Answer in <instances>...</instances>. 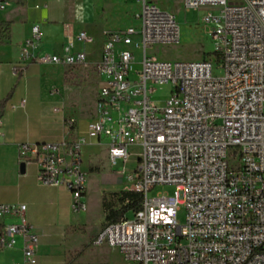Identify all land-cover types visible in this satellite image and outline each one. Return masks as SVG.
I'll use <instances>...</instances> for the list:
<instances>
[{
    "label": "built area",
    "instance_id": "obj_1",
    "mask_svg": "<svg viewBox=\"0 0 264 264\" xmlns=\"http://www.w3.org/2000/svg\"><path fill=\"white\" fill-rule=\"evenodd\" d=\"M182 1L186 10L215 8L203 19L212 25L221 75L213 59L170 60L150 53L178 44L182 26L159 3L135 0V23L103 32L93 64L99 78L96 114L86 132L75 139L20 143L19 161L36 163L38 181L65 187L72 210L83 211L88 172L82 149L105 138L112 166L122 163L123 172L135 157L127 180L142 201L134 218L108 223L96 244L117 248L126 264H264V0ZM6 2L0 0V9ZM66 36L62 52L42 51L43 30L33 24L15 71L28 63L88 65L83 45L94 36L71 24ZM168 84L170 96L156 98L155 86ZM156 185L176 190L150 196ZM181 205L184 222L178 219ZM19 241L22 258L13 264H43L28 205L0 202V250Z\"/></svg>",
    "mask_w": 264,
    "mask_h": 264
},
{
    "label": "crops",
    "instance_id": "obj_2",
    "mask_svg": "<svg viewBox=\"0 0 264 264\" xmlns=\"http://www.w3.org/2000/svg\"><path fill=\"white\" fill-rule=\"evenodd\" d=\"M133 3L135 0L121 4L114 0H7L6 7L0 9V22L10 24L0 44V202L28 205L29 221L39 235L37 252L43 264L60 262L52 259L40 222L51 215L72 212V196L65 187L39 182L36 163L25 164L22 171L18 144L75 139L86 132L90 118L65 107L63 89L68 67L28 63L22 64L20 73L15 71L24 40L30 36L32 25L39 23L43 30L41 50L60 53L71 24L76 32L85 30L94 36L101 47L105 30L129 25L133 14L127 5ZM109 6L115 9L110 12ZM22 99H26L24 106L20 105ZM136 149L132 147L134 153ZM82 151L83 168L88 172L85 197L93 188L102 207L103 198L109 200L110 194L131 190L127 176L135 167L134 156L128 159L123 172L111 171L105 166V162L110 164L107 139L91 140ZM21 246L19 241L13 249L0 250V264L21 260Z\"/></svg>",
    "mask_w": 264,
    "mask_h": 264
},
{
    "label": "rangeland",
    "instance_id": "obj_3",
    "mask_svg": "<svg viewBox=\"0 0 264 264\" xmlns=\"http://www.w3.org/2000/svg\"><path fill=\"white\" fill-rule=\"evenodd\" d=\"M121 4L124 0H114ZM163 8L168 9L177 15V19L182 26V38L178 44L160 45L149 50L156 57L167 58L170 60H200L213 59L214 71L221 75L223 70L218 67L215 59V47L217 41L211 35L212 25L204 22V15L208 11H215V8L203 7L199 9L186 10L182 0H154ZM128 11L133 15L139 10V5L128 4ZM115 9L109 6L110 12ZM135 23L134 18L130 24ZM88 53L89 64L86 66H70L65 73L66 88L63 95L66 96L65 107L84 117H93L96 114L98 74L93 63L100 56V41L87 42L83 45ZM154 96L165 100L171 94L172 86H155ZM136 149V154H139ZM106 169L111 171L123 170V164H107ZM176 190L174 185H156L149 192L150 196L158 193L173 195ZM106 199V198H105ZM88 208L83 211L61 212L51 215L41 221L42 238L51 252L52 259L63 262L77 263H119L126 264L123 254L117 249L112 248L107 243L96 244L95 240L107 223L106 210L99 204L98 194L92 190L85 197ZM104 200V199H103ZM107 202L117 205V194H110ZM135 212L127 211L125 217L132 219ZM186 218V208L181 205L178 211V219L184 222ZM48 264V263H45ZM58 264V263H57Z\"/></svg>",
    "mask_w": 264,
    "mask_h": 264
},
{
    "label": "trees",
    "instance_id": "obj_4",
    "mask_svg": "<svg viewBox=\"0 0 264 264\" xmlns=\"http://www.w3.org/2000/svg\"><path fill=\"white\" fill-rule=\"evenodd\" d=\"M10 30V24L8 22H0V44L4 43L6 36ZM118 196L117 203L107 202L103 198V206L106 210L107 223L116 222L125 217L127 211L136 212L141 208L142 194L134 190H125L119 193H114Z\"/></svg>",
    "mask_w": 264,
    "mask_h": 264
},
{
    "label": "water",
    "instance_id": "obj_5",
    "mask_svg": "<svg viewBox=\"0 0 264 264\" xmlns=\"http://www.w3.org/2000/svg\"><path fill=\"white\" fill-rule=\"evenodd\" d=\"M24 168H25V164H22V165H21V169H22V171L24 170Z\"/></svg>",
    "mask_w": 264,
    "mask_h": 264
}]
</instances>
